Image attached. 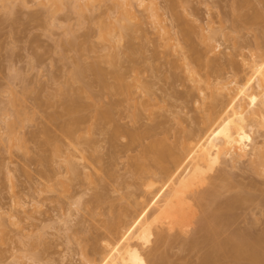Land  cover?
<instances>
[{"label": "rangeland", "instance_id": "obj_1", "mask_svg": "<svg viewBox=\"0 0 264 264\" xmlns=\"http://www.w3.org/2000/svg\"><path fill=\"white\" fill-rule=\"evenodd\" d=\"M78 1L0 0V264H197L209 244L194 222L240 190L253 200L229 212L231 231L259 237L264 170L251 165L250 144H264V109L253 103L264 0L135 1L131 17L114 0ZM197 54L216 68L200 70ZM216 81L249 88L250 113L207 86ZM153 143L175 153L168 173ZM184 165L231 185L202 194L183 183ZM168 196L179 233L153 241L148 212Z\"/></svg>", "mask_w": 264, "mask_h": 264}, {"label": "bare ground", "instance_id": "obj_2", "mask_svg": "<svg viewBox=\"0 0 264 264\" xmlns=\"http://www.w3.org/2000/svg\"><path fill=\"white\" fill-rule=\"evenodd\" d=\"M76 1H78V0H76ZM80 1L81 0H79L78 2H80ZM114 1H115L113 4L114 8L124 9L126 12H128V11L131 12L134 8L133 2L136 1L139 4H142L144 0H114ZM82 2H84L87 5H90V3L91 4L93 3L94 6H95L96 2L99 4V0H82ZM82 2H80V3H82ZM149 8L152 9L151 4H150ZM155 8H156V11H158L157 7H155V6L153 7L152 11L150 9V11H151L150 16L153 17L152 18L153 20L156 18L157 15H159V14H156L157 12L155 11ZM123 14L126 16L127 14H130V13L128 12L127 14L126 13H123ZM131 16H132V14H130V17ZM157 18L159 19V16H157ZM154 22H157V20L156 21L154 20ZM158 30H159L160 35H162V36L164 33V36H163V37H165L164 41L168 42L170 38L165 35L164 27L159 25ZM210 38H211V40H215V38H213V37H210ZM218 47H220V46H218ZM202 55L203 54H197L194 57H192V60L195 61L197 63V65H199L201 67V68H199L200 70L203 68L214 70L216 68L215 67L216 61L215 60L213 61L211 59L210 62L208 63L207 61H209V60L207 59V57H205L206 55H203V56ZM204 59H207V61L206 60L204 61ZM232 59H234V58H232ZM232 59L230 61L228 60L227 63L229 62L228 64L229 65L231 64L230 66H238L239 61L237 62V59H236V61H234ZM186 68H187L188 73L193 77L195 76L196 77L195 80H198V78L200 77V74H199L200 70L198 69L197 71L196 70L192 71L193 67L190 66V63H188ZM263 77H264V69H263L262 75H260V74L255 75V81H256L257 87L259 88L260 91H259L258 96L256 97V99L253 103H255L257 105L258 109L259 108L264 109V90H263L264 79H263ZM233 82L234 81H229V83L227 82V84H226V83H221V81H216L215 83L209 84L207 86H209V87L214 86L213 90H217L218 86H219L220 90H227V94L229 95V98H230L229 102L233 105V107L235 109L241 110V117H242L245 115V113H250V111L245 110V107H244V104H245L244 100L246 99V96L249 94V92H248L249 88H244V89L238 88V87L231 88L232 87L231 85L233 84ZM198 83H200V82H198ZM220 83H221V85H219ZM242 87H244V86L242 85ZM199 88H200V86H199ZM200 93L202 95H204L202 89L200 90ZM212 95H216V94L212 93ZM256 111L259 112L258 110H255V112ZM67 129H68L67 131L69 132L70 129H72V128L67 127ZM71 132H73V130H71ZM11 134H13V133L11 132ZM259 136L262 137L263 135H261V133H260ZM258 140L259 139H256V138L251 139V143H253V144H250V147H251V149L257 150V152L255 153V155H253L254 158L253 159L250 158V160H251V163H252L251 165L253 166L254 170H256V171L261 170L262 171V170H264V149H263L264 144L261 147V145H258L259 144ZM153 144L154 145L152 147L150 146L148 148V149H150L149 152L152 153L153 159L159 165L160 169L163 172L168 173V168L164 165V163L167 159H174L175 153L173 152L172 148L164 147L162 145V143L160 144V146H163V147H160V146L157 147L155 145V143H153ZM174 161H176V160H174ZM206 173L207 172L192 170V169H190L184 165V173L182 175L183 183H196V184L201 185L202 186V191H201L202 194L207 192L206 190H208L210 185H212L214 192L216 194L220 192V189L226 188V186L228 187L231 185V182L228 180V182L230 183L229 185L225 186L224 183L227 182V181H225L222 185L217 186V184H215L214 180L212 179L211 175L206 174ZM241 193H243L244 195ZM246 193L247 192L240 190V192L237 193L238 195L234 194L233 197L232 196L230 197L231 199L229 198L230 200L222 201L224 203H221V201H219L220 203H218L217 202L218 200H213L214 202H211L210 204H208L209 208H210V205L213 204V205H211V207L213 206L212 210L209 209L211 211V213H210V211H207V210H205L206 211L205 213H203V211H201V214H200L201 219H198L194 222V229L201 228L205 232V236L203 238V241L207 242L209 244V248H208L207 252H205L201 256V258H199L200 260L198 259L199 262L197 264H213V263H215V262H217L223 258H231L234 261L245 260V261H250L253 264H264V235H263L264 233H261L263 236L261 234H259V237H256V238L253 237V239H252L251 236H250V238L248 237L249 233L247 231H245V232H247L248 234L244 232L246 235L241 233V232L235 233V232L231 231V225H232L233 217L229 216L230 215L229 212L231 213V211L235 210L240 204L243 205V204H245V202L247 203V202L253 200V198H252L253 196L248 193L249 196L251 195L249 197ZM171 198L172 197H170V196L164 197V199H162L163 201L161 200L162 203L160 202L161 203L160 206L158 204L157 205L158 207H155L154 210H151L148 212V215L151 217V219L155 223V225L152 229V233H151L152 238H150L153 241L158 236L173 237L177 234L176 232H178L180 229L183 215H179V217L177 219H173V216H174L173 214L176 213V210L178 208H176L172 205V199ZM197 202L198 203H195V204H197V206H195L194 208L201 209L203 207H206V205L202 204L201 201L197 200ZM185 208H184V210H185ZM189 210L190 209H188V208H187V210H185V212L187 213L186 217L191 216V213L189 212ZM157 211H162V213H164V216L159 217L156 213ZM0 218H1V214H0ZM1 224H2V222H1ZM1 224H0V226H1ZM236 232H239V231H236ZM187 243L190 245H192V244L195 245V244H197V241L192 239L191 242L188 241Z\"/></svg>", "mask_w": 264, "mask_h": 264}]
</instances>
